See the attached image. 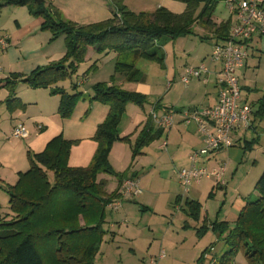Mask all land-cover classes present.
I'll return each instance as SVG.
<instances>
[{
  "label": "crops",
  "instance_id": "1",
  "mask_svg": "<svg viewBox=\"0 0 264 264\" xmlns=\"http://www.w3.org/2000/svg\"><path fill=\"white\" fill-rule=\"evenodd\" d=\"M49 1L55 3L59 0ZM112 1L115 7L117 4L122 3L128 8L124 0ZM150 1L153 10H145L149 13L159 7H164L178 14L183 12L186 7L185 3L179 0ZM3 9L4 6L0 4V39L4 38L7 41L6 47L0 46V168L9 167L13 169L14 176H17L14 183L6 182V180L0 177V190H5L7 185L15 184L18 174L29 169L30 162L27 166L24 163L25 155L27 154L28 156V152H41L48 141L59 134L65 139L78 140L70 149L68 165L71 167L87 166L97 148V143L92 138L93 134L97 125L105 119L109 111L108 105L100 103L97 100H89L91 90L87 88L82 93V98L87 99V101L89 100L90 115L84 122L74 124L66 129L65 120L59 119L57 114L60 97L58 96L57 98V96L52 95L48 88H33L24 82H18L14 89V94L11 96L6 82L12 80L13 75H28L34 69L55 61L57 56L63 53L64 46L63 42L59 41L61 39L52 40L50 39V34L38 32V28L43 22V19L40 18L35 19L28 27L22 28L20 24L16 23L18 29H7L8 25L6 23L8 21L5 15L4 19H2ZM229 21L231 27L234 19L230 12ZM196 23L201 24L200 22ZM208 27L210 28L209 25L205 24H201L200 26L202 30L200 37L211 39L210 42H207L208 45L204 53H196L194 46L192 50H186V43L188 41L186 35L165 40L161 48L164 53L163 61L161 63L151 62L163 72L161 79H154L141 70L143 73L141 81H128L125 72L116 71L115 65H112V69L110 70L112 78L107 82L105 81V83L121 86L127 91L139 92L145 95L146 99L142 105L133 102L126 104L117 130L121 137H127L128 140L116 141L110 148L108 158L114 174L100 173L97 179H104L106 181V192L112 193L117 189L119 192V182L121 179L135 177L139 181V186L143 181L141 187L144 189V192L122 201V207L120 206L115 210H109L105 204V218L102 225L104 232L92 264H112L110 259H115L117 255L120 258L123 255L133 257L138 252L141 253V256L137 258L145 263V258H147L151 244L154 242H149V247H147V251L145 252L147 254L144 255L142 249L135 243L137 237L140 238L142 235V225L143 227L155 226L156 229L160 230L159 234L161 235L158 243H156L157 251L148 256L149 264H155V258L158 259L157 264H161L163 261L167 264L169 262L182 264L188 255H194L195 264H201L202 262L203 264H208V260L202 255L203 251L209 245L213 246L216 240L221 239L224 242L223 236L214 230L213 224L223 222L228 223L229 226L233 225L242 208L250 201L249 195L255 190L258 176H260L262 169H264V163H262L260 169L253 170L252 190L243 189V180H240L234 188H228L227 184L223 186L218 184L214 177L206 178L205 188L207 198H215L217 194L222 192L225 197H230L231 201L228 206L224 203L220 205L214 220L208 217L207 210L205 213L203 212V206L199 199H194L192 196L189 197L187 195L183 196L179 193L178 188H173L174 183L175 186H181L177 172L188 165L190 152L203 146V140L197 131L196 124L193 121H187L183 112L185 110L192 111L193 109H202L214 105L219 92L216 80L219 64L211 62L209 57L213 46L216 43L222 42V40L218 38V32L215 30H210V33L207 34L206 28ZM191 32L192 28L188 34H191ZM261 39H264V36H254L248 41V57L244 66L238 69V76L247 71L248 58L252 54L254 42ZM94 52L93 47H88L85 56L87 62L93 58ZM115 55V52H108L104 59L114 60ZM201 63L206 64L210 72L206 75L202 74L201 78L190 79L187 84L183 83L180 76L185 68L197 67ZM81 65L77 69L75 78L72 79L78 88L80 86L84 87L85 83L89 81L88 75L84 72L85 69H82V76H78ZM152 68L155 72L158 70L155 67ZM247 91H252V89L248 88ZM249 94L252 93L244 94L242 89L240 97V103H248L252 107L251 127L249 130L258 132V129H260L264 131V127H260L262 121H260L259 117L261 115L258 114L260 100L264 97V93L261 94L262 96L260 95L257 98L251 99L248 96ZM12 97L16 98V101L11 104L7 103V99H11ZM153 110L156 111L158 116L175 110L173 125L167 128L160 127L151 116ZM18 125H22L28 131L27 137L17 138L12 136V129ZM144 132L149 138L139 148V154L133 157L132 146ZM255 138L246 139L244 131H234L231 134L232 145L230 147H224L203 155L199 163L211 170L217 168L220 162L225 163L226 160L228 161V167L230 163L231 171L228 175V167L227 169L225 167L223 176L235 181L237 166L234 167L231 162L236 163L239 160L240 154L237 146L240 147L242 145V149L246 151L252 147V143L250 142H254ZM249 153L252 155V151ZM258 156L259 153L256 158H253V168L254 166L257 168ZM162 174L165 175V178ZM167 176L169 181L166 180ZM154 177H157V179H154ZM113 180L114 183H111ZM202 181L203 179L199 183L191 184L188 192L195 193V195L200 193L201 189H199V186ZM111 184L112 187L108 188ZM157 184H161L162 187L166 188L167 192L170 191L173 194V204L178 201L182 202L179 204V208H176L179 211L174 218L178 222L183 223L181 229L173 228V223L167 224L165 227L161 226V223L158 222L152 224L153 218L151 217L143 220V216L157 213V200L162 193L155 190ZM233 190H237L238 192L236 196L231 198L230 195ZM181 197L183 200H181ZM187 201H192L200 206L197 218L189 210L186 204ZM107 211H109L108 214ZM6 215V219H10L14 214L7 213ZM191 220H194L196 223L190 222ZM198 223L201 224L199 225ZM192 229L194 231L191 232ZM193 232H195L196 237L193 235ZM208 236L213 240L205 242V238ZM213 247V254L217 257H220L227 249L225 242L222 254H216L215 246ZM161 253H164V256L159 257ZM120 263L123 264V262ZM232 264L248 263L242 253L239 252Z\"/></svg>",
  "mask_w": 264,
  "mask_h": 264
},
{
  "label": "trees",
  "instance_id": "2",
  "mask_svg": "<svg viewBox=\"0 0 264 264\" xmlns=\"http://www.w3.org/2000/svg\"><path fill=\"white\" fill-rule=\"evenodd\" d=\"M179 1L186 5L179 14L164 7L151 13H135L119 3L106 20L77 25L54 20L42 7L43 1L9 0L27 6L34 15H41L42 28L50 30L53 37L64 35L66 45L61 60L38 67L28 75H13L12 80L6 82L10 95L14 94L18 82L33 88H48L50 93L60 97V116L70 117L81 93H69L57 84L66 77L71 78L90 46L101 54L115 52L116 71L125 72L128 81H141L143 73L137 66L138 61L161 63L164 58L161 48L167 38L186 35L195 22L212 24L213 6L218 0ZM199 8L201 11L197 14ZM229 27L228 20L215 28L222 41ZM73 86L76 88V83ZM92 99L108 105L109 111L93 134L97 148L90 163L85 167L69 166L70 149L78 140L65 139L59 134L48 141L41 152H28L29 169L18 174L15 184L5 187L14 215L0 219V264L93 263L104 232L105 204L119 197L118 189L107 193L106 181L98 180L97 176L114 174L108 158L110 148L116 141L128 140L118 134L120 117L128 102L142 105L146 97L115 84L98 83ZM15 101L13 97L7 99L9 104ZM258 114L264 115V97L260 100ZM148 138L144 132L136 140L132 146L133 157L139 154V148ZM48 170L54 174L52 182ZM255 190L257 195L242 208L234 227L228 228L223 222L213 224L227 245L218 264H232L239 252L248 264H264V172ZM186 204L197 218L200 206L192 201ZM254 210L256 213H250ZM250 215L256 217V227L246 223Z\"/></svg>",
  "mask_w": 264,
  "mask_h": 264
},
{
  "label": "rangeland",
  "instance_id": "3",
  "mask_svg": "<svg viewBox=\"0 0 264 264\" xmlns=\"http://www.w3.org/2000/svg\"><path fill=\"white\" fill-rule=\"evenodd\" d=\"M153 1V0H152ZM157 1V0H155ZM154 1V2H155ZM150 0H124V3L128 6V8H130L129 10H133L134 12H146L145 10H151L152 9V4H150ZM0 4H2V6H4V11H3V15H2V19H4V15L7 19V29L11 28L12 29H18L16 23L20 24L22 28L24 27H28L31 25V23L37 19L40 18L42 19L41 15H34L30 12V10L28 9L27 6H22V5H18V4H13L10 3L9 0H0ZM42 7L45 10H48V12L50 13V15L52 16V18L56 21H64V22H68V23H72V24H77V25H86V24H90V23H94V22H99V21H103L106 20L107 18L111 17V15L113 14V12H115L117 9L115 7V4L112 0H59L56 1L55 3L50 2L49 0H44L42 2ZM153 10V9H152ZM201 11V9L199 8L196 12L197 14ZM179 14V13H178ZM229 20V11L228 8L226 6L225 0H218L214 6H213V11H212V24L210 25V28H206L207 34H209L210 30H215L216 27L220 26L221 24L227 22ZM201 24L198 23H194L191 28H192V32L191 34H186V37H188V41L186 43V50L196 49V53L202 52L204 53L206 51L207 42H210L211 39H204L201 38L200 34H202V30L200 29ZM209 29V30H208ZM38 32L39 33H47L50 34V39L52 40H56V39H61L59 41L63 42V46H64V51L63 53H61L60 55L57 56V58L55 59V61H59L61 60V58H63V56L65 55L66 52V45H65V36L64 35H59L57 37H53L52 33L50 30L47 29H43L42 28V23L40 24L39 28H38ZM56 46V44H54ZM92 47V46H90ZM94 48V53L95 55L93 56L92 59H89L88 62L85 60V56L84 59L82 61L79 62L78 67L81 65V70L78 73V76L81 77L82 75V69L86 72V74L88 75V83H85V86H80L79 88L76 87L74 88V83L72 81L73 78H75L76 76V72L74 74H72L71 78L66 77L62 80H60L57 84V86L63 88L65 91L67 92H79L81 93L79 99L77 100L73 112L71 114L70 117L68 118H62L60 116V114L58 113V108H57V114H58V118L61 120H65L66 123V129H68L70 126L77 124V123H82L84 122L88 116L90 115V109L88 107V101L93 100L92 97L94 95V87L95 85H97L98 83H105V81L107 82L109 79H111L112 77V73H111V69H112V65L114 66L116 63V55L114 60L112 59H107L105 60L104 57L106 56V54H101L98 53ZM88 50V48H87ZM113 52V51H110ZM87 53V52H86ZM252 54H250V57L248 58V67H247V71H245L244 74H240L239 75V82H240V86H241V90L243 89L244 94L245 93H252L249 94V98H257L258 96H260L262 93H264V39L258 40L257 42H254V48L251 51ZM193 54V53H191ZM109 61H113V62H109ZM53 62V61H52ZM87 62V63H86ZM137 66L139 67L140 70H142L143 72L147 73L150 75V77L156 79L159 78L161 79V76L163 77V72H161L158 68H156L157 66H155V64H152L151 62H146V61H138ZM152 67L156 68V72L155 70H153ZM157 73V74H156ZM249 85V86H248ZM244 86V87H243ZM87 88H90L91 93H90V99L87 101V99L82 98V93L85 92V90ZM250 88L252 89V91H247V89ZM50 91V90H49ZM57 96L58 98V94H52ZM262 96V95H261ZM261 122L260 127H264V115H261L259 117ZM259 123V122H258ZM68 127V128H67ZM259 128V127H258ZM258 132H253V130H249L247 129L246 131H244L245 137L246 139H251L253 137L255 138V141L252 143V147L248 148L246 151H244L242 149V145L239 147L237 146V150L239 151V160L236 161V163L231 162L234 167L237 166V173H236V178L235 181H232V179H230L229 177H225L226 180V184L228 185V188H234V186H236V184L240 181L243 180L244 181V190H252L253 189V173L254 171H256V169H260L262 166V163H264V131H261L260 129H258ZM250 151H252V155L249 153ZM258 160H257V168H253V158H256V156L258 155ZM25 166H27V164H29V159L27 154L25 155ZM228 161L225 160V167L227 169L228 167ZM233 167V169H234ZM230 163H229V167H228V172L227 174L229 175L230 170ZM253 168V169H252ZM13 169L7 167V168H0V177H2L4 180H6V182L9 183H14L16 180V176H14V172L12 171ZM252 170V172H251ZM254 170V171H253ZM258 172V171H257ZM262 172H264V169H262ZM261 172V174H262ZM48 174V178L49 180L52 182L53 178H54V174L52 171L48 170L47 171ZM142 174V173H141ZM260 174V175H261ZM162 176L165 178V175L162 174ZM260 177V176H258ZM154 179H157V177H154ZM145 180V179H144ZM166 180L169 181L168 176L166 177ZM173 180V179H172ZM258 180V179H257ZM1 181V180H0ZM157 183L158 180H156ZM111 183H114L111 181ZM143 184V181L140 184V188L142 190V192H144V189L141 187ZM205 184H206V178H203L202 183L199 186V189H201L200 193H197L195 195V193H184V189L182 186L180 185H176L175 183L173 184L174 187L173 188H178L179 193L182 194L183 196H189L194 199H199L200 202L202 203V210L205 213V211H208V217L211 220L215 219V215L217 214L216 212L218 211L219 207L221 204H226L227 206L229 205V203H231L230 201V197H225L223 195L222 192H220L219 194L216 195L215 198H207L206 196V188H205ZM155 186V185H154ZM7 187V186H6ZM112 187V184L108 186V188ZM190 188V186H189ZM155 190L157 191H161V195H159V199L157 200V206L156 208L157 213L156 214H147L145 216H143V220L148 219V217L153 218V222L152 224H156V222L161 223V226L165 227L167 224H172L173 228H182L183 223L182 222H178L177 220H175V215L176 213H178L179 210L176 209L175 206L179 205L180 203H182L181 201H178L176 203H172L173 202V197H172V193H170V191L167 192L165 187H162L161 184H157L155 186ZM242 190V189H241ZM238 191L237 190H233L232 194L230 195L231 198L236 196V193ZM257 195V192L254 190L252 193H250L249 195V199L253 200L255 198V196ZM181 200H183V198L181 197ZM225 200V201H224ZM123 205V203H122ZM122 207V206H121ZM121 209V208H120ZM255 212H250V213H256V210H254ZM7 213L11 214L12 212V208L10 206V202H9V196L7 194V192L5 190H0V216L2 217L1 219H6L7 218ZM109 213V211H107V214ZM163 214V215H162ZM147 217V218H145ZM256 217L254 216H249V219H247L246 223L248 222L249 226H253L256 227ZM190 222L192 223H196L194 220H191ZM199 225L201 223H198ZM228 228H232L235 226L236 222L233 223V225L229 226L228 223H225ZM255 224V225H253ZM198 225V226H199ZM252 227V228H253ZM151 228V229H150ZM142 235L140 238L137 237V240L135 241V243L142 249L143 254H147L145 253L147 251V247H149V242L153 241L154 243L151 244V248L149 250V253L147 255V258H145V263L141 260H139V256H141V253L138 252L137 255H133L132 256H121L122 258L119 257V255L116 256L115 259L111 260L112 264H121L120 262H123V264H149V254H153L155 253L156 250V243H158V240L161 238V235L159 234V229H156L155 226H148V227H143L142 225ZM194 231V229L191 230V232ZM195 232H193V235ZM196 237V236H195ZM211 237H207L205 238V242H209L210 240H213ZM155 241H154V240ZM155 244V245H154ZM210 246V245H209ZM208 246V247H209ZM215 246V252L216 254H222L223 252V246H224V242L220 239V240H216L214 241V245ZM216 256V255H214ZM136 257V258H134ZM217 257V256H216ZM155 264H157L158 259L155 258ZM195 257L194 255H188L185 259L184 262L182 264H195ZM206 259V258H205ZM218 259L219 257H217V263L218 264ZM161 264H167L165 261H163ZM168 264H177V263H171L169 262ZM203 264V262L201 263ZM207 264V263H205Z\"/></svg>",
  "mask_w": 264,
  "mask_h": 264
},
{
  "label": "built area",
  "instance_id": "4",
  "mask_svg": "<svg viewBox=\"0 0 264 264\" xmlns=\"http://www.w3.org/2000/svg\"><path fill=\"white\" fill-rule=\"evenodd\" d=\"M225 3L234 22L226 39L213 46L209 57L211 62L219 64L216 79L219 86L217 100L212 106L183 112L187 121H193L196 124L197 131L203 140L201 148L190 152L188 165L177 172L184 193L188 192L191 184L199 183L203 178L214 177L218 184L225 185L224 162H220L217 168L210 170L201 165L199 160L210 152L230 147L231 134L234 131H246L251 127L252 107L248 103H240L241 87L238 69L244 66L248 57V41L254 36H264V0H225ZM0 46H7L6 39H0ZM209 72L208 66L201 63L197 67H186L180 79L187 84L190 79L201 78L202 74L206 75ZM174 113L175 110H171L158 116L153 110L151 116L160 127L167 128L174 123ZM12 136L25 138L28 136V131L22 125H18L12 129ZM141 192L137 178H124L119 187V197L107 202L106 208L115 210L121 206L122 201L137 196ZM176 208H179V205ZM213 251L212 245L204 250L203 256L208 260V264L217 263V257L214 256ZM162 256L164 253H161L159 257Z\"/></svg>",
  "mask_w": 264,
  "mask_h": 264
},
{
  "label": "water",
  "instance_id": "5",
  "mask_svg": "<svg viewBox=\"0 0 264 264\" xmlns=\"http://www.w3.org/2000/svg\"><path fill=\"white\" fill-rule=\"evenodd\" d=\"M38 3L42 2L43 0H36Z\"/></svg>",
  "mask_w": 264,
  "mask_h": 264
}]
</instances>
